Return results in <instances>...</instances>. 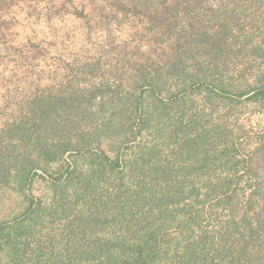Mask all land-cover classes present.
Masks as SVG:
<instances>
[{"label":"trees","instance_id":"trees-1","mask_svg":"<svg viewBox=\"0 0 264 264\" xmlns=\"http://www.w3.org/2000/svg\"><path fill=\"white\" fill-rule=\"evenodd\" d=\"M201 2L89 0L69 10L97 30L130 7L161 53L128 74L97 49L66 64V82L19 102L0 131V186L25 193L48 177L53 193L0 225L8 263L264 264V137L246 151L243 126L219 112L246 95L264 105V78L251 93L229 75L230 2L242 0L209 13Z\"/></svg>","mask_w":264,"mask_h":264},{"label":"rangeland","instance_id":"rangeland-1","mask_svg":"<svg viewBox=\"0 0 264 264\" xmlns=\"http://www.w3.org/2000/svg\"><path fill=\"white\" fill-rule=\"evenodd\" d=\"M72 1L0 0V131L16 115L21 100L47 86L56 88L60 81L66 82L71 76L66 64L74 58L98 56L96 52L100 49L104 63L120 60L122 70L131 74L139 60L151 61L154 49H158L151 48L146 19L127 11L130 7L116 14L117 25L110 23L114 19L110 15L104 18L107 23L101 21V29L95 30L69 13L74 4H88L89 0ZM221 1L226 0H204L201 12L209 13L212 4L227 3ZM230 3L235 5L232 11L235 30L230 40L236 38L238 42L234 43L228 60L229 75L236 84L249 86L253 93L258 79L264 78V0ZM93 43L100 44V48L95 49ZM105 43L108 45L104 46ZM244 43L245 48L240 50ZM101 47L105 52H101ZM246 96L235 102L234 107H222L219 112L243 126L241 135L247 151L248 146L253 149L255 141L264 137V105ZM46 178L47 181L35 176L25 193L0 186V225L22 217L31 199L50 200L53 191ZM57 228L56 223L48 225V229ZM33 246L30 242L26 258L33 257ZM7 260L6 249H0V264H19Z\"/></svg>","mask_w":264,"mask_h":264}]
</instances>
